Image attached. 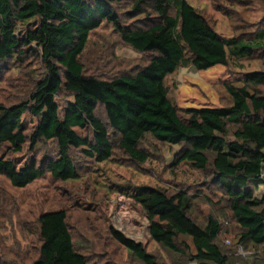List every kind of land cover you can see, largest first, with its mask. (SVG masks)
I'll return each mask as SVG.
<instances>
[{"label":"trees","instance_id":"16d2710c","mask_svg":"<svg viewBox=\"0 0 264 264\" xmlns=\"http://www.w3.org/2000/svg\"><path fill=\"white\" fill-rule=\"evenodd\" d=\"M103 25L134 52L150 54L148 63L109 79L88 73L82 56ZM255 51L264 57V32L249 41L222 37L186 0H0V67L12 63L29 82L20 99L0 103V176L22 189L46 176L79 180L86 164L108 163L118 153L141 165L150 158L141 147L150 138L180 147L173 168L189 164L210 177L226 204L223 214L240 229V244L264 246V192L255 195L264 187V71L248 73L241 86L227 84L226 108L181 110L166 85L180 68L206 71L226 66L229 54L243 59ZM27 115L36 121L30 135ZM27 145L33 155L23 161ZM130 191L154 243L190 263L232 264L219 245L230 220L210 215L197 222L193 198L183 190ZM37 224L31 264H88L66 211L43 213ZM110 236L137 262L159 264L143 244L114 229ZM183 238L194 253L186 242L181 248Z\"/></svg>","mask_w":264,"mask_h":264},{"label":"rangeland","instance_id":"374dc122","mask_svg":"<svg viewBox=\"0 0 264 264\" xmlns=\"http://www.w3.org/2000/svg\"><path fill=\"white\" fill-rule=\"evenodd\" d=\"M186 1L227 39L249 41L264 32V8L258 0ZM151 57L123 45L113 27L103 25L91 34L82 62L88 73L109 79L135 73ZM257 71H264L261 51L243 59L229 54L226 66L206 71L183 67L166 80L169 99L181 110L226 108L231 104L226 85L241 86L248 73ZM25 82L29 83L21 68L12 63L0 67V103L10 104L20 99L25 94ZM63 101L62 97L57 99L61 107ZM23 122L30 135L36 121L27 115ZM141 147L150 155L146 163L130 162L118 153L108 163L86 164L76 181L62 183L46 176L19 189L0 176V264H31L37 257L38 218L43 213L60 210L67 212L75 246L88 264H141L113 241L111 229L143 244L148 253L156 256L159 264H195L190 263L189 257L169 252L151 240L149 222L129 196L134 187L188 192L193 198V216L197 222L204 224L210 215L221 223L230 220L224 227L219 245L232 264H264V246L240 244V229L229 218L228 212V217L223 214L226 204L211 184L210 177L189 164L176 169L172 167L179 146L158 144L148 138ZM32 155L27 145L19 158L25 161ZM263 191L264 187H261L255 195L260 196ZM179 242L182 249L181 243L186 242L190 252L194 253L190 239L183 238Z\"/></svg>","mask_w":264,"mask_h":264},{"label":"built area","instance_id":"2783aa9c","mask_svg":"<svg viewBox=\"0 0 264 264\" xmlns=\"http://www.w3.org/2000/svg\"><path fill=\"white\" fill-rule=\"evenodd\" d=\"M261 179H264V169H263L262 174H261ZM227 244H230L229 240H227ZM241 254L245 255L243 252Z\"/></svg>","mask_w":264,"mask_h":264},{"label":"crops","instance_id":"0c3cea01","mask_svg":"<svg viewBox=\"0 0 264 264\" xmlns=\"http://www.w3.org/2000/svg\"><path fill=\"white\" fill-rule=\"evenodd\" d=\"M264 192V191H263Z\"/></svg>","mask_w":264,"mask_h":264}]
</instances>
